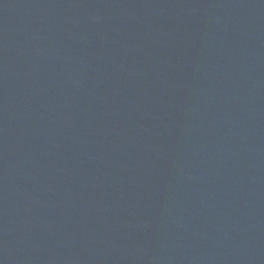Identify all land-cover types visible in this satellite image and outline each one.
<instances>
[{"label":"water","instance_id":"obj_1","mask_svg":"<svg viewBox=\"0 0 264 264\" xmlns=\"http://www.w3.org/2000/svg\"><path fill=\"white\" fill-rule=\"evenodd\" d=\"M0 264H264V0H0Z\"/></svg>","mask_w":264,"mask_h":264}]
</instances>
